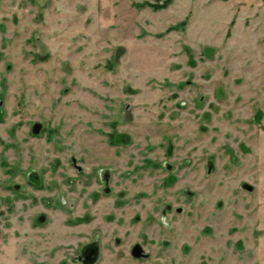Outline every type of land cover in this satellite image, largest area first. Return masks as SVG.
Wrapping results in <instances>:
<instances>
[{
	"label": "rangeland",
	"instance_id": "1",
	"mask_svg": "<svg viewBox=\"0 0 264 264\" xmlns=\"http://www.w3.org/2000/svg\"><path fill=\"white\" fill-rule=\"evenodd\" d=\"M0 264H264V0H0Z\"/></svg>",
	"mask_w": 264,
	"mask_h": 264
},
{
	"label": "flooded vegetation",
	"instance_id": "2",
	"mask_svg": "<svg viewBox=\"0 0 264 264\" xmlns=\"http://www.w3.org/2000/svg\"><path fill=\"white\" fill-rule=\"evenodd\" d=\"M56 225H57V226H56ZM51 229H57V230L59 231L58 224L56 223ZM57 230H56V231H57ZM47 231H49V233H50V229H48ZM130 254H131L132 256H135V257L142 256V255H143V254H142L141 247H140L137 243H135V244H133V245L131 246V248H130Z\"/></svg>",
	"mask_w": 264,
	"mask_h": 264
}]
</instances>
